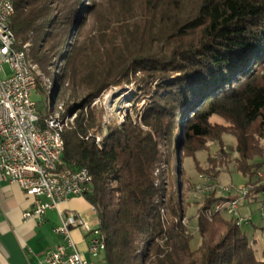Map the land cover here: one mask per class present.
Segmentation results:
<instances>
[{
    "label": "trees",
    "instance_id": "1",
    "mask_svg": "<svg viewBox=\"0 0 264 264\" xmlns=\"http://www.w3.org/2000/svg\"><path fill=\"white\" fill-rule=\"evenodd\" d=\"M10 1L15 48L36 67V92L49 96L43 77L52 70L68 83L57 101L75 119L62 135L60 169L92 174L84 198L98 217L104 264H264L243 229L264 234V222L241 226L215 212L229 197L211 192L197 205L195 250L183 223L184 160L213 182L232 165L250 181L264 168L256 162L264 159V0ZM113 88L134 90L131 108L102 135L104 112L91 105ZM43 102L41 127L51 115ZM225 135L237 139L236 159ZM211 143L217 157L203 167L196 155ZM263 190L256 183L247 199L260 203Z\"/></svg>",
    "mask_w": 264,
    "mask_h": 264
},
{
    "label": "built area",
    "instance_id": "2",
    "mask_svg": "<svg viewBox=\"0 0 264 264\" xmlns=\"http://www.w3.org/2000/svg\"><path fill=\"white\" fill-rule=\"evenodd\" d=\"M5 15L6 6L0 0V173L9 184L18 185L34 199V209L24 218L42 220L48 211L58 210L61 203L81 198V192L90 193L92 184L84 182L79 171L78 178H71L60 169L63 164L54 133L50 132L51 121L47 118L44 127L40 125L38 105L33 100V92L38 88L32 73L27 72L24 54L10 45ZM96 140L100 145L101 136H97ZM253 190L213 183L209 190L197 191L203 195L214 192L229 197L227 209L222 213L232 214L243 226L247 217L241 215V202L247 200ZM233 191L236 192L234 197ZM260 196L259 211H262L264 222V190ZM73 227H81L90 235L88 251L92 257L102 254L103 236L97 233V226L79 213H68L55 229L62 236L63 243L47 253L42 263L95 264L84 259L79 252L71 234Z\"/></svg>",
    "mask_w": 264,
    "mask_h": 264
},
{
    "label": "crops",
    "instance_id": "3",
    "mask_svg": "<svg viewBox=\"0 0 264 264\" xmlns=\"http://www.w3.org/2000/svg\"><path fill=\"white\" fill-rule=\"evenodd\" d=\"M251 201L247 199V203L241 204V209H246L243 216L250 217L253 222L256 210ZM34 202L18 185L9 184L0 173V264H44L46 254L63 243L62 236L55 229L68 213H79L99 228L97 214L84 197L61 203L58 210L48 211L42 220H26L24 216L34 209ZM71 234L84 259L104 264L102 255L97 258L90 255V235L83 228L73 227Z\"/></svg>",
    "mask_w": 264,
    "mask_h": 264
},
{
    "label": "rangeland",
    "instance_id": "4",
    "mask_svg": "<svg viewBox=\"0 0 264 264\" xmlns=\"http://www.w3.org/2000/svg\"><path fill=\"white\" fill-rule=\"evenodd\" d=\"M56 71L52 70V73L48 77H43V86L46 88V93L49 94L45 95V97H41L36 91L33 92V100L37 103V105H42L43 100H45V104H50V110L51 115L57 113L60 111V113L63 112V109H65V101H57L59 91H64V88L68 86V83L64 85L60 80H56L55 77ZM52 84L51 89H48V86ZM58 85V91L56 92V87ZM134 94L133 89H125L122 90L120 88H113L104 94H102L101 97L97 98L95 101L92 102L91 107L100 109L104 112L103 114V125H102V135L107 132L108 127L113 123H121L123 121V118L125 114L128 112V110L131 108V98ZM62 107V109H60ZM60 109V110H59ZM74 119V118H73ZM98 135V136H102ZM225 145L228 148V151L230 155L232 156V159H236L238 157L237 153V139L232 135H225L224 136ZM211 147L210 152H199L196 155V160L198 163H200L203 167L206 166V161L210 155L211 158L217 157L218 152V144L211 143L209 144ZM64 155V154H63ZM256 162L264 163L263 158H258ZM183 169L186 173V181H188V185H186L185 190L188 194V202L191 204V207L188 211L187 216L183 219V223L187 226L188 231L193 235L194 239L192 241V248L195 250L201 245V237L198 231V218H197V212L198 207L197 205H200L203 202V197L205 195L201 194L200 191L197 190H209L210 187H213V183L223 186H230L234 189H240L243 186L246 188H254L256 186V183H264V168L261 169L258 173H256L253 180L250 181V177L244 176L242 173L238 172L234 165L230 166L229 169H225L219 179L215 182L211 180V178L206 174H199L196 170V161L194 159H186L184 160ZM204 179V181H201V179ZM195 183V184H194ZM190 186V189H187ZM197 188V189H196ZM211 192H206V194H209ZM220 195L219 193H217ZM236 194L235 191H233L232 195ZM85 196V195H84ZM82 196V197H84ZM251 200V199H250ZM247 203L246 200H243L242 203ZM251 206L256 210L253 215V223H259L263 224L262 222V211H259L260 203L256 200L251 201ZM241 215L246 214V209L242 208L240 210ZM208 215V213H207ZM229 216V215H226ZM208 217H210L208 215ZM230 217V216H229ZM212 218V217H210ZM211 220V219H210ZM246 224L251 222V218L247 217L245 218ZM244 231L248 234L250 239H256V245L255 249L257 252V256L259 259L263 258V252H264V234L262 232V229L259 231H255V233L250 232V224L245 225L243 227Z\"/></svg>",
    "mask_w": 264,
    "mask_h": 264
},
{
    "label": "bare ground",
    "instance_id": "5",
    "mask_svg": "<svg viewBox=\"0 0 264 264\" xmlns=\"http://www.w3.org/2000/svg\"><path fill=\"white\" fill-rule=\"evenodd\" d=\"M2 3H4V6H6L5 27H6V29L9 30L8 40H10V45H14V48H15L16 39H15V35L12 32L11 27H10L11 19L15 14V8H14L13 3L10 0H2ZM16 50L19 51V53L24 54L27 72L32 73V78H34V83H36V87H37L38 84H37V78H36V73H35L36 67L27 58V55L24 51H21L18 49H16ZM60 109H62V107H60ZM73 118L75 119V116L63 118L60 111H58L57 113L50 115L48 117L49 121H51L50 122V132L54 133L55 144H56L57 149H58V155H61L62 164H63V154H64V145H63L62 135H63V132L69 127L70 123H72L74 121ZM79 172L82 173L84 182H86L87 184L92 183L93 177H92V174L90 173V171L88 169H82ZM64 174H67L71 178H78V172L64 171ZM87 193L88 192H81V197L86 195ZM225 209H227V201H222V202L217 204V206L215 208V212H222V211H225ZM230 215L233 217L232 214H230ZM234 218L236 219L237 223L239 225H241V221H238V218H236V217H234ZM244 224H246V221L243 220V225ZM97 233H100L99 229H97ZM105 247H106L105 243L103 242L102 252L105 250Z\"/></svg>",
    "mask_w": 264,
    "mask_h": 264
}]
</instances>
